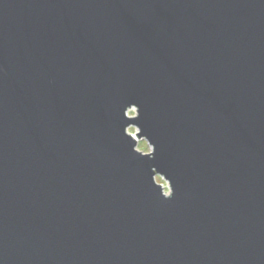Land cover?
<instances>
[{"label":"water","instance_id":"water-1","mask_svg":"<svg viewBox=\"0 0 264 264\" xmlns=\"http://www.w3.org/2000/svg\"><path fill=\"white\" fill-rule=\"evenodd\" d=\"M0 264H264V0H0Z\"/></svg>","mask_w":264,"mask_h":264},{"label":"rangeland","instance_id":"rangeland-1","mask_svg":"<svg viewBox=\"0 0 264 264\" xmlns=\"http://www.w3.org/2000/svg\"><path fill=\"white\" fill-rule=\"evenodd\" d=\"M135 114V111L134 110H130L129 111V115H134ZM130 133L132 134H135L136 133V130L134 128H131L129 130ZM138 149L144 153H149L151 152V147L149 146L148 142L146 140H139L138 141ZM157 181L159 183H162L164 185V188H165V191L168 192L169 189H168V184L165 180H163L161 177H157Z\"/></svg>","mask_w":264,"mask_h":264},{"label":"clouds","instance_id":"clouds-1","mask_svg":"<svg viewBox=\"0 0 264 264\" xmlns=\"http://www.w3.org/2000/svg\"><path fill=\"white\" fill-rule=\"evenodd\" d=\"M173 195V192L172 193H170L167 197H171ZM165 197V196H164Z\"/></svg>","mask_w":264,"mask_h":264}]
</instances>
